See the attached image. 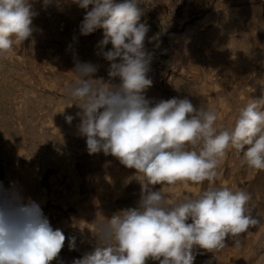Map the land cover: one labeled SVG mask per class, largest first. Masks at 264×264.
I'll return each instance as SVG.
<instances>
[{"label":"rangeland","instance_id":"1","mask_svg":"<svg viewBox=\"0 0 264 264\" xmlns=\"http://www.w3.org/2000/svg\"><path fill=\"white\" fill-rule=\"evenodd\" d=\"M141 2L139 23L149 27L145 49L153 54L146 98H188L197 109H214L218 129L234 127L243 107L264 98V0ZM32 3L38 13L32 36L0 55V185L19 192L25 204L36 202L53 229L65 235L50 264H73L98 246L101 220L137 206L141 183L136 170L117 158L88 153L78 130L81 109L68 97L76 62L96 65L93 79L108 81L110 62L98 47L104 30L81 35L86 10L72 0H51L47 7L43 0ZM109 49L111 44L104 48ZM112 83L119 84V78ZM69 115L71 123L65 119ZM241 159L242 153L229 149L215 184L251 193L260 223L236 237L239 246L229 237L215 252L194 247V264H264V171ZM207 187V181L178 182L153 190L173 204L196 198Z\"/></svg>","mask_w":264,"mask_h":264},{"label":"clouds","instance_id":"2","mask_svg":"<svg viewBox=\"0 0 264 264\" xmlns=\"http://www.w3.org/2000/svg\"><path fill=\"white\" fill-rule=\"evenodd\" d=\"M86 13L80 34L104 30L99 54L110 62L108 81L93 79L97 66L76 62V81L67 92L81 111L79 133L87 151L111 155L135 169L141 183L136 207L97 224L98 246L73 264H194V247L215 252L231 238L260 223L250 206L251 193L218 187L217 168L229 149L242 153V164L264 171V98L252 99L234 127H216V110L197 109L188 98L154 102L145 92L153 54L145 49L149 27L139 23L141 0H72ZM51 0H43L47 7ZM89 5L91 9L89 10ZM38 13L32 0H0V55L29 39ZM152 40L157 37H152ZM111 49L105 51V46ZM119 78L120 83L112 81ZM71 123L73 116H66ZM208 187L196 198L169 204L155 185L176 183ZM191 221V222H189ZM65 235L53 229L40 206L0 185V264H50ZM74 238L70 246L74 247Z\"/></svg>","mask_w":264,"mask_h":264}]
</instances>
